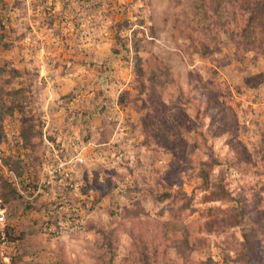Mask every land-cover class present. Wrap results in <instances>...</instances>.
I'll return each mask as SVG.
<instances>
[{
    "label": "rangeland",
    "instance_id": "374dc122",
    "mask_svg": "<svg viewBox=\"0 0 264 264\" xmlns=\"http://www.w3.org/2000/svg\"><path fill=\"white\" fill-rule=\"evenodd\" d=\"M195 2L0 0L6 16L0 67L21 72L9 85L2 82L11 74L0 73V99L9 91L25 106L24 115L5 110L0 118V191L17 178L26 197L4 205L0 264H184L173 247L181 232L166 228L169 200L155 199L180 187L200 209L174 223L191 240L207 239L185 264H240L226 263L224 234L200 231L207 204L199 171L211 148L219 163L210 177L248 200L243 226L264 224V156L254 154V145L263 146L264 83L244 84L249 73H264V56L253 61L248 52L224 65L194 52L202 46L182 36L186 27L206 42L217 33L216 57L236 49L233 42L224 46L223 31L200 28L205 22L201 13L194 20ZM160 63L171 71L164 87L153 77ZM145 116L168 117L179 148L145 143ZM29 126L42 131L34 149L23 146L21 132ZM8 157L26 167L23 182L3 163ZM58 158L70 161L69 178L50 172ZM235 232L241 237L242 227Z\"/></svg>",
    "mask_w": 264,
    "mask_h": 264
},
{
    "label": "trees",
    "instance_id": "16d2710c",
    "mask_svg": "<svg viewBox=\"0 0 264 264\" xmlns=\"http://www.w3.org/2000/svg\"><path fill=\"white\" fill-rule=\"evenodd\" d=\"M194 8L196 11L194 20H198L199 13L203 15L202 19L205 22V27H200L202 30L207 29L208 31H205L208 33H212L216 29L223 31L227 38L224 39V46L229 42H233L236 47L234 56L224 54V58L216 57L215 54L220 52L222 48L220 45L222 41L219 39L218 34L213 33L208 37L209 42H206V40H201V37H195L194 39L195 30L186 27L183 30L182 36L191 42L197 40L196 45L202 46L201 49L191 48L194 52L201 53L205 57H210L218 64H222L224 60V65L235 58L241 60L248 52H254L253 61L258 60L260 55L264 56V0H196ZM5 18V15H0V30L6 28ZM123 22H118L120 30L125 28L126 23ZM196 24L194 25L195 28ZM5 32L3 31L0 36H5ZM138 32V29H135L134 35H138ZM139 46V40H135L134 50L136 52V60L139 59L137 54ZM3 48L4 50L7 49L8 44H4ZM157 67L158 69L153 71V77L157 79L160 87H164L169 82L167 80H169L168 77H171V71H169L168 64L165 63H160ZM4 72L11 74V79H3L2 84L4 85H9L13 82L14 78L21 75L19 69L0 67L2 76ZM262 83H264L263 72L249 73L244 80V84L249 88H258ZM6 98L10 102H7ZM14 109L21 111L23 115L25 113L23 102L13 96L12 92L6 91V96H2L0 99V118H2V113L5 110L6 112L13 113ZM169 122L168 117H157L156 119L147 116L143 117L144 142L150 143L151 140H155L157 143L167 145L168 149L177 150L181 142L178 139L179 135L173 131V127ZM21 133L24 147L34 149L38 144L37 141H41L40 136L42 131L33 130L30 126L25 128ZM35 136L38 138L37 141H32ZM4 137L5 134L0 131V141ZM204 143L206 144L205 139ZM262 144L263 146L259 149L254 145V154L263 153L262 156H264V132ZM208 150L209 158L201 161L203 167L199 171L203 180L202 185L205 189L202 201L207 204L202 210L203 220L200 223V231L208 234H224L227 250L225 255L226 263L232 260L240 264H264V239L260 236V231L263 229L264 224L257 220L249 227L243 226L248 218V200L242 193H234L228 187V184L223 181V178L218 180L217 178L210 177L209 172L219 163V159L214 155L211 148ZM3 163L22 180L26 167L21 164L19 159L8 157L3 160ZM1 188L3 192L2 190L0 191V198L2 199L3 207L7 204L26 200L25 195L21 193L13 182L5 180ZM102 191L104 194L109 193V184L108 188H104ZM155 199L162 202L166 199L169 200L168 208L173 218L166 221V228L174 230L175 233L181 232V234L175 237L173 247L181 255L185 264L193 252L202 250L205 247L207 239L206 237H199L191 240L185 226H176L177 224L174 223L173 219L180 217L185 211L187 215H190L200 208L193 206L194 197L182 187L178 188L175 192L165 191L162 195L156 196ZM26 206L28 210L35 208V205L31 203H28ZM239 227H242L241 237H237L235 232V229Z\"/></svg>",
    "mask_w": 264,
    "mask_h": 264
},
{
    "label": "built area",
    "instance_id": "2783aa9c",
    "mask_svg": "<svg viewBox=\"0 0 264 264\" xmlns=\"http://www.w3.org/2000/svg\"><path fill=\"white\" fill-rule=\"evenodd\" d=\"M120 156H118V158H120ZM69 162L70 161H65V160H61L58 158L57 163L53 164L54 168H53V170L50 169L51 170L50 172L54 173V175L56 172H60V174L62 175L63 178H69L70 173L66 172V165L69 164ZM14 180H15V184L18 185V179L15 178ZM69 184L71 187H75L74 183L69 182ZM71 194H73L75 196L77 195V193H75L73 191H71ZM92 198H93V196H92ZM5 221H6V209L3 207V202H2V199L0 198V223H5ZM2 257H6V255H2Z\"/></svg>",
    "mask_w": 264,
    "mask_h": 264
},
{
    "label": "crops",
    "instance_id": "0c3cea01",
    "mask_svg": "<svg viewBox=\"0 0 264 264\" xmlns=\"http://www.w3.org/2000/svg\"><path fill=\"white\" fill-rule=\"evenodd\" d=\"M19 190H20L21 192H23V191L21 190V187H20V186H19ZM136 251L139 253V255H140V253L142 252L140 248L137 249ZM34 260L37 261V260H39V259H38V258H35Z\"/></svg>",
    "mask_w": 264,
    "mask_h": 264
},
{
    "label": "clouds",
    "instance_id": "9594fccd",
    "mask_svg": "<svg viewBox=\"0 0 264 264\" xmlns=\"http://www.w3.org/2000/svg\"><path fill=\"white\" fill-rule=\"evenodd\" d=\"M12 182H13V184H14L16 187H18V189H19V183H18V185H17V184H15L14 181H12ZM6 264H8V263H6Z\"/></svg>",
    "mask_w": 264,
    "mask_h": 264
}]
</instances>
